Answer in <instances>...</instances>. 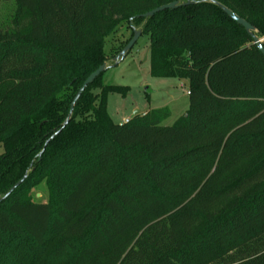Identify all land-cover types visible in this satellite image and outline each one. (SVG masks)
I'll use <instances>...</instances> for the list:
<instances>
[{
    "label": "trees",
    "instance_id": "16d2710c",
    "mask_svg": "<svg viewBox=\"0 0 264 264\" xmlns=\"http://www.w3.org/2000/svg\"><path fill=\"white\" fill-rule=\"evenodd\" d=\"M0 29V264H264V57L211 0H13ZM178 1L143 18L161 5ZM264 38V0H214ZM120 22L188 109L115 124L102 74ZM264 48V41H262ZM126 45V44H125ZM97 90L96 92H93ZM44 183L46 202L31 190Z\"/></svg>",
    "mask_w": 264,
    "mask_h": 264
},
{
    "label": "rangeland",
    "instance_id": "374dc122",
    "mask_svg": "<svg viewBox=\"0 0 264 264\" xmlns=\"http://www.w3.org/2000/svg\"><path fill=\"white\" fill-rule=\"evenodd\" d=\"M16 11L13 0H0V29L12 28ZM133 30L141 31L140 36L126 53L125 57L114 64V57L131 39ZM264 41V38H261ZM149 37L142 34V25L129 28L120 22L105 38L106 69L102 83L108 86L126 87L125 95L109 92L106 97V111L115 124H122L134 114H142L149 108H168L170 116L162 122L169 126L188 109V96L185 91L187 82L177 78H157L149 73ZM94 90L93 92H96ZM34 201L46 202L48 192L42 182L31 190Z\"/></svg>",
    "mask_w": 264,
    "mask_h": 264
},
{
    "label": "water",
    "instance_id": "95a60500",
    "mask_svg": "<svg viewBox=\"0 0 264 264\" xmlns=\"http://www.w3.org/2000/svg\"><path fill=\"white\" fill-rule=\"evenodd\" d=\"M211 2L215 5H217L230 19H232L234 22H236L239 26H241L247 33H249L253 39V43L257 46V48L259 49V51L261 52V54L264 57V48L262 46V41L263 39L258 38L256 35H254L253 32H255V28L248 23L246 20L242 19L241 17H239L236 13H234L232 10L228 9L227 7H225L224 5L211 0ZM191 1H186L184 3L179 4L178 1H173L171 3L165 4V5H161L157 8H154L151 11H148L146 13H144L142 15L143 18H148V17H152L154 14L161 12L163 10L166 9H174L176 7H178L179 5H184V4H190ZM141 31H137V30H133V35L131 37V39L126 43V45L122 48V50L117 53L114 57V64H117L121 59H123L126 55V53L132 48L133 44L136 42V40L138 39V37L140 36ZM106 69V63H103L102 65H100L95 71H93L82 83L81 87L79 88V90L77 91V93L75 94L72 102L70 103V109H69V113L68 116L65 120V122L63 123V126L65 124H67V122L69 121L74 105L76 103V101L78 100V98L80 97L81 93L84 91V89L90 85L95 78H97L100 74L104 73ZM25 178V176L18 181L17 183H15L10 190L6 193V195H4L3 197H0V201L5 198L6 196H8L19 184L20 182Z\"/></svg>",
    "mask_w": 264,
    "mask_h": 264
},
{
    "label": "crops",
    "instance_id": "0c3cea01",
    "mask_svg": "<svg viewBox=\"0 0 264 264\" xmlns=\"http://www.w3.org/2000/svg\"><path fill=\"white\" fill-rule=\"evenodd\" d=\"M178 79V78H177ZM180 80H185V79H180ZM185 82H187L186 80H185ZM188 84V83H187ZM187 90V89H186ZM185 93H186V91H185ZM166 108V107H165ZM153 109H159V108H149V109H147V110H145L144 112H142V114L143 113H145V112H147V111H149V110H153ZM168 109V108H167ZM169 110V109H168ZM169 112H170V110H169ZM125 120H128V119H125ZM124 120V121H125ZM124 121H123V123H124Z\"/></svg>",
    "mask_w": 264,
    "mask_h": 264
},
{
    "label": "built area",
    "instance_id": "2783aa9c",
    "mask_svg": "<svg viewBox=\"0 0 264 264\" xmlns=\"http://www.w3.org/2000/svg\"><path fill=\"white\" fill-rule=\"evenodd\" d=\"M186 95H189V92L186 90ZM128 120H125L124 123H126Z\"/></svg>",
    "mask_w": 264,
    "mask_h": 264
}]
</instances>
